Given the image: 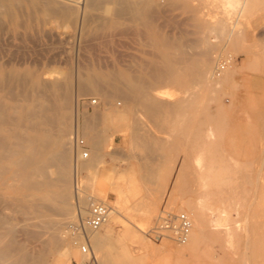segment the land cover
Segmentation results:
<instances>
[{"label": "rangeland", "instance_id": "obj_1", "mask_svg": "<svg viewBox=\"0 0 264 264\" xmlns=\"http://www.w3.org/2000/svg\"><path fill=\"white\" fill-rule=\"evenodd\" d=\"M5 2L7 3V0H5ZM10 2H12V4ZM21 2L22 6L19 5L20 2L18 3L14 0H9L7 5L4 3L6 6H9L10 11L12 10V8L15 10L12 11V20L8 15L4 14L5 7H3L4 9L0 7L2 10V12H0V17H3L2 22L6 23L5 26H3V23H0L3 28H5L3 30V33L5 35L3 33L0 34V36L2 35V37L0 38L3 39L2 43L5 45H3L4 55L6 54L4 56V60L5 62H7L9 59L13 58L14 54L19 58L20 61L17 68L19 69L22 78H25L24 80L28 79L25 82H27L28 84H26L29 86H35V79L36 81L42 82L44 84L49 81L48 84H51L52 81L54 82V79L55 81H58V79L59 81H62L64 78L68 77L69 91L71 95L73 94V96H71L72 99L70 105L72 107V109H70L71 122L69 120V126L71 127L74 126L76 113L79 114L80 119H85V117L88 116H85L84 113H86L87 115L90 113V118L100 112L107 113L118 110L120 108L125 109L124 106L126 107L125 101L122 98L121 100L119 97L118 99L113 97L112 99L104 102L101 101L102 99L94 93L88 94L89 96L87 94L80 95L78 93V89L80 87L79 84L82 83L85 78L89 77V75L92 78L95 76L94 78L102 81V86L105 85V87L103 88H106L107 90L111 89L109 84L112 85L113 82H115V80L113 79H117V82L119 80V86L124 82V85H126H121L122 89L124 90H126V86L128 88L130 87V90L132 91H139V88L140 90H144V87L147 88L146 84L151 79L150 75H152L156 71V69L154 68L155 62L159 61L158 64H162L161 62L163 61V52L167 51L169 54H173L172 57L175 56V58L177 56H181L180 58L177 57L178 59L176 58V60L178 61H181V59H183L182 62H178L180 65L178 64L177 66V61L174 60L175 58L173 60L176 63L175 68L177 67V70H184L187 69L186 63L188 61L197 60L199 55L203 52L210 53L214 50V52H217L216 50L218 49H214L215 44L218 42L220 44H223L225 42L224 38H221L219 36V39H216V35L212 33L211 30H209L215 26V23L218 20L220 21V19H222V16L220 14V5L222 3L218 0H152L147 6H145V9L138 8L140 11L144 10L142 12L143 14L145 13L143 17L139 16L141 18H137L135 17L136 15L134 16L133 14H124V16L119 18L120 16L116 14L117 8H115L116 5H113L114 3L102 2L97 4L95 7L88 8L86 17L83 19V21L82 19L77 18L78 20H70L72 23L69 20L65 22L64 20H61L59 17L53 14L47 15L45 14L46 11H41L40 13H35V15H32L34 16L32 17L33 20L29 19L28 16H18L19 11H26L25 13L28 14L30 13L29 11L33 9V4H31L32 2H30V0L29 2L27 0H21ZM245 4L246 5H243L242 7V12L243 10H245V12L241 14L242 16L239 18L238 24L235 28V33L233 34L236 40L243 42V46L245 48L242 52L231 53L235 61L232 63V67L234 66V69L232 68L231 76H233L230 77L226 83L222 84V89L220 88V90H218V94H215L217 96L214 102L208 101L207 106H202L204 99L200 101L198 99L196 100V98L193 97V94L195 92H199V88L197 86L193 85L186 92L185 88L164 83L163 85H155L152 87V89H150L148 86L147 91H149L151 95L157 96L158 90L166 89V91H168L172 95L168 98L158 99V101H160V103H162L163 105H168L167 126H164L163 128L158 127L155 118H153L149 114L147 108H145L146 104L141 100L139 101V99L138 101L136 100V102L129 105L130 113L128 121L121 122L120 124H110L109 122L103 120H100V122L97 121L96 130L100 131L102 135L104 134L103 137L105 139V143L102 144V148L100 150L103 153L102 154L100 152L101 156H103V161L98 163L97 166H99L100 169L105 173H108L112 177H114V185L125 192V195L121 197L120 210V214L125 219H137L142 213V209L144 208V206L147 205L155 209V218L153 217L151 224V227L153 228L158 214L165 208H172V210L178 211V203L188 202L189 200L195 202L198 200V197L201 198L202 195H204L206 199L207 195V198H209L208 196H210L211 199L209 198L207 199V202H203L205 200L203 197L201 201L203 205L205 204L209 207L212 204V207H210V209H208L209 207L207 208L206 206L208 210H211L218 201H221V199H224L223 202L221 201L218 203H220L222 206L227 207L229 201L225 198L233 196L235 198V204L237 205L236 207L238 217L242 220L243 225L247 226L245 227L248 230L246 234H237L240 237L235 234L234 236H232L233 238L231 237L232 240H226V238L223 240L221 238L219 241H213L210 237H206L202 240V242H200L199 248L198 250H196V252L193 251L192 253L186 254L185 256H175L169 254L161 245V243L158 242L160 239H162V237L153 236V234L151 233L152 228L150 227L149 232L145 235L146 239L149 242L147 247L140 249L139 243H135L132 240H126V243L131 247L135 255L137 253L143 254L144 258L140 264H248V261L249 264H264V190L263 192L259 191L260 187L264 188V110L257 113L255 109L251 107V105H249L247 101L248 86L243 81V77L246 76H251L253 78H263V81L260 79V82L251 87L253 89H257L258 91L263 90L264 92V0H247ZM1 13H3V15ZM103 20H107L106 22L109 21L110 24H103L105 22H103ZM10 23L11 27L9 25ZM146 25H148L147 28L145 27ZM211 25H213V27ZM209 26H211L212 28ZM3 28H0V32ZM193 31L195 33H193ZM190 32H192L193 34ZM21 39H23L22 42ZM177 46H180V49ZM212 47L214 50L212 49ZM184 50L186 51L187 57L183 56L185 52ZM181 52L182 54L180 55ZM187 52L190 55L192 54L189 59V55L187 54ZM195 52L200 54L198 55ZM159 53V56L162 57L158 56ZM194 53L195 55H193ZM155 54H157V56ZM20 57H22L23 59ZM151 63L153 64L152 69H155V71L151 70L153 73L149 72ZM7 64L8 66L6 67V72L8 73L14 66L13 59L9 60ZM136 64H138L139 66H136ZM143 64L144 66H142ZM145 65H147V67ZM82 67L84 68L81 69ZM143 67H146V69H144ZM159 67L160 66H158V68ZM130 68L131 70L133 69V71L135 69L136 72L131 71ZM113 71H117V74L115 72V76H117V78H115ZM136 74L137 80L135 79V82L134 77ZM79 80H81V82H79ZM105 80L108 81L105 82ZM144 80H148V82L145 81V84ZM120 81L122 83H120ZM190 95H192L191 97L195 99H193L194 102H190V105L192 107L186 105L184 107H188L185 110L184 107L180 108L184 104V102L187 104L189 103V100L187 99H192L189 98ZM180 99H182L183 101ZM94 101H96V103H94ZM108 101H110L111 103ZM97 103L98 106H96ZM99 103H101V105ZM221 103L224 104L225 110L222 108L223 105L220 106ZM198 104H200V107L198 106ZM178 105L181 106L179 107ZM108 106L110 107V109ZM143 106L145 107L143 108ZM201 106L205 111L202 114L201 111H199L197 114V109H201ZM97 108L99 111L97 110ZM132 108L134 112L137 108H139V110L137 109L138 111L136 110L137 112L134 113L131 110ZM219 108H221L222 110ZM180 110H183V112ZM131 115L132 117L134 115L137 117L134 116L132 118ZM206 116L210 118L212 117V120L210 121L209 118L205 119ZM195 117L196 121L194 120L193 124V119H195ZM132 121L134 123L137 122V125L140 124L139 126H136L135 130L131 126L133 125ZM183 122L186 123V125L182 126V124H184ZM219 123L222 124L221 126L217 127L216 125H220ZM172 124L175 125L172 126ZM199 124H201L200 127ZM141 125L142 127H140ZM188 125V129H194L192 131V135H195L196 137L190 135L191 129L189 130V132L186 130V127ZM139 127L140 131L139 129L136 130ZM101 129L103 130V132L101 131ZM69 130L71 131V134L69 135V138L71 136V139H69V141H71V149H73V152L75 151L74 154L73 152L71 153V155L73 154L72 160H74V162L72 160L71 161L75 165L77 164V160L74 155L76 156V154H78L76 153V150L79 149L77 141H84V151H87L89 147L88 144H86L87 140L82 137L81 133H78L77 136L79 137L74 141V139L72 138L73 127ZM185 134L188 137L190 136V140L192 139V142L190 141L191 145L188 142L189 138L185 136ZM110 135L112 136L111 143L108 141V137H110ZM199 135L201 140L199 139ZM206 135H209L211 139H206L208 138ZM204 136L206 138H204ZM194 139L197 140L195 141L196 143L194 142ZM164 140H166L167 142H164ZM207 140H210V143L213 140L214 141L211 145H207ZM168 142L171 143L169 144ZM203 142L207 145L206 147L208 149V153L212 151V157L207 153L206 148L203 149ZM135 143H137L138 145ZM167 143L170 146H167ZM194 143L195 145H193ZM160 144L164 147L160 146ZM209 145L210 147L214 145V147H212V149L208 148ZM160 147L163 148L160 149ZM168 147L170 148L169 150L174 149L175 151H171L172 153L168 151L167 153L165 151V148L168 149ZM214 149H216L217 151H214ZM79 150H81V148ZM163 151L167 154H163ZM201 154L204 156V158ZM197 157L203 158L201 159L200 165L196 163ZM89 158L90 153L87 159ZM159 164L162 166H160ZM197 165L202 166L203 168L200 167L198 169ZM200 169V172H202L203 175H201L202 173L200 174ZM121 172H124L131 176L134 179V182L131 183L123 178H119V174ZM160 172L162 173V176ZM148 173H152V175L148 176ZM185 173H187L186 177ZM82 175L85 177H89L86 173H83ZM149 178H151V182H149ZM256 179L259 181H257ZM160 180L167 181V185L165 186L167 187V189L163 188L164 186H162L160 188L161 190L159 189L161 192H158L159 190L157 189L161 184L159 183ZM179 180H182V182L186 181V184L188 186H185V183H181L184 184L183 187V185L180 184L181 181L179 182ZM204 181H206V183H204ZM210 181H213V185ZM225 181L226 183L228 181V184H223V182ZM238 181H241L240 184ZM219 182H222L223 185L221 186V183ZM246 182H248L249 184L247 183L248 185L246 184L245 187ZM251 182L253 183V185ZM78 183L83 191L84 197L91 193L89 182H87V180L82 179L79 176ZM232 183L236 185V190L233 189L235 186ZM242 183L244 187L241 185ZM203 184L209 185L205 186L207 188L204 187L203 189ZM130 185L136 187L138 191L137 196L133 197L132 194L127 193V188ZM178 186H180V190L178 189ZM215 186L218 187L216 188ZM231 186L234 187L230 189ZM173 188L175 190H173ZM241 188H243V190ZM190 189L192 191H190ZM219 189L220 194L222 195L224 193V195H217L219 194ZM225 189L226 191H224ZM193 192L194 196L192 195ZM201 192H207V194H201ZM227 192L229 193L226 194ZM232 192H234L233 194L235 195H233ZM211 193L213 194L211 195ZM214 194L217 195V197L214 196ZM179 195L183 197H180ZM219 196L221 199L216 200L215 198H218ZM223 196L225 198H222ZM116 197L117 194L112 191L108 195V200H103V202H105L109 206H112V202L110 201H115ZM168 197H170V199ZM173 198L175 201L173 200ZM178 198L179 200L177 201L176 199ZM252 199L255 200L253 201ZM99 200L102 201V199ZM208 200H211V202H208ZM168 201L169 205L167 207ZM176 201L178 203H173ZM223 203L225 204L223 205ZM205 205L203 206L204 212L206 209ZM87 208L88 206L86 207V209ZM207 209L204 213L206 214V216L210 214V211H208ZM232 214H234V212ZM16 219L17 223L15 222V224L16 230L18 232L16 231L15 237L17 242L13 246V249H15L16 251H22L23 249V252L28 256H31L32 258L37 257L35 255H38L39 257L44 256L43 259H45V264H52L53 249H51L49 244L47 243L49 240L48 229H41L40 226L43 227V223L41 221L37 222L36 218L35 228L32 229L28 228V222L25 221L24 216H22L21 214H16ZM20 219L22 220V222ZM23 222L26 223L24 224ZM22 223L24 224V227L20 225ZM18 224L20 226H18ZM21 228H23V231ZM37 228L40 230V232ZM124 228L125 224L123 220L119 219V222H117L113 227V235L122 233ZM24 229L28 235L24 232ZM30 230L34 231L31 232ZM151 234L154 238L151 236ZM29 235H31V237ZM40 235H43L44 239ZM245 235L248 237H246ZM32 237H34L35 239H33ZM38 238L39 240L46 241V247L44 241H39ZM26 239H29V241H26ZM229 240L231 241L229 242ZM31 243L34 245H32ZM252 245L254 247H252ZM17 246H19V248ZM249 246H251V249ZM39 247H41L40 250ZM43 247L47 251L46 253H44V250H42ZM247 247H249L248 250ZM214 249L219 250V259H214ZM35 251L37 252L36 254ZM48 252L51 254L49 255ZM43 253L45 255H43ZM70 264H76L75 258L70 259ZM114 264L118 263L116 262Z\"/></svg>", "mask_w": 264, "mask_h": 264}, {"label": "bare ground", "instance_id": "obj_2", "mask_svg": "<svg viewBox=\"0 0 264 264\" xmlns=\"http://www.w3.org/2000/svg\"><path fill=\"white\" fill-rule=\"evenodd\" d=\"M8 1L9 0H7V3H8ZM14 1H17L18 3L20 2L19 5L22 6L21 0H14ZM27 1L29 2V0H27ZM36 1L37 0H30V2H32L31 4H33L32 5L33 9H31L29 11L30 13L27 14V13H25L26 11L25 12L19 11V13H18L19 15L18 14L17 15L18 16L21 15V17L22 16H24V17L28 16L29 19H32V17H34L32 15H35V13H40L41 11L42 12L46 11L47 13L45 12V14L56 15L57 17H59L61 20H64L65 22H67L68 20L69 21L75 20L77 18H80L83 21V19L86 17V13H87L88 8L95 7L97 4L102 3V2H104V3L108 2V3H114L113 5L117 6V7L115 6V8H117L116 14L118 16H120L119 18L124 16V14L125 15L133 14L134 16L136 15L135 17L138 18L139 16L143 17L145 14V13L144 14L142 13L144 10L140 11L138 8H142V9L144 8L145 9V6H147L152 0H137V1H133V0H42L41 1L40 0L37 2ZM218 1H220L222 3L220 5V8H221L220 14L222 16L221 17L222 19H220V21L218 20L215 23L214 27H213V25H211L213 28L211 26H209L212 28L209 30H211L212 33H214L216 35V37H215L216 39H219V37H221V38H224V41H225L223 44H220L219 42L215 44L214 49H218V50H216L217 52H214L215 50L213 49V47H212V49L214 51L210 52V53L203 52L201 54L199 53L200 54L199 55L198 53L195 52L196 54L199 55L198 59L196 58L197 60H195V61H188L186 63L187 69H184V70H177V67L175 68V64L177 63V66H178V64L180 62H182L183 59H181V61H178V60H176V58L178 56L176 58H175V56L172 57L173 54H169L167 51L162 53L163 57L159 56L160 55V53H159L158 56L163 58L162 59L163 61L161 62L162 64L161 65H160V63L158 64L159 61H156V60H155L156 62L154 61L156 64V65L154 64V66H155L154 68L156 69V71H155V69L154 70L152 69L153 68V66H152L153 61L150 64L151 68L149 69V72L150 73L152 71H155V72L154 73L152 72L153 76L150 75V73H149L150 78H151L149 82H148V80H144V83H145V81L149 83V84L145 83L147 85V88L149 86V88L152 89V87L155 85L157 86V85H161V84L163 85L164 83H167V84H172L174 86H178L181 88H185L186 92H187V90L194 85V86H197L199 88V92L198 93L195 92L194 94L192 93L193 97L196 98V100L198 99L200 101L202 99H204L202 106H204V105L207 106L208 101L214 102L216 100L217 95H215V94H218V92H219L218 90H220L222 84L226 83L229 80V78L233 76V75L231 76L232 68L234 67V66L232 67V63L235 61H234V57L231 55V53L242 52L245 48L243 46V42L236 40L235 37L233 36V34L235 33V30H236L235 28H236V25L238 24V20L242 16L241 14H243V12H245V10H243V12H242V7H243V5H246L245 3L247 0H218ZM4 3L7 5L5 0H0V7L2 9H4L3 7H5L4 14L8 15L9 18L12 20V17H13L12 11L14 9L12 8V10L10 11L9 6H6ZM10 3L12 4V2H10ZM1 8H0V10H1ZM29 8H31V7H29ZM17 9H19V8H17ZM0 12H2V10ZM1 14L3 15V13H1ZM141 14H143V15H141ZM2 18H1L0 23L1 24L3 23V26H5L6 23L2 22ZM139 18H141V17H139ZM106 21L107 20H103V22H104L103 24H105V25H106V23L110 24L109 21L108 22H106ZM75 22H78V21H75ZM1 24H0V28H3V26ZM116 24H118V23H116ZM9 25L11 27V23ZM19 25H20V21H19ZM147 26L148 25H146L145 27L147 28ZM16 27H17V25H16ZM20 28H22V27H20ZM4 29L5 28L2 29L0 34H2L4 32L3 31ZM190 33H192V32H190ZM193 33H195V32L193 31ZM182 34H184V33H182ZM16 35H17V33H16ZM0 37H2V35ZM181 37H183V36H181ZM22 40L23 39H21V42H22ZM216 41H218V40H216ZM2 42H3V39L0 38V264H45V259H43L44 258L43 255H45L44 253H46L47 251L44 249V247L42 249V250H44V253L42 255L43 257H39L38 255H35L37 257H34V258H32L31 256H28L26 253H24L22 248H20V249H22V251L21 250L16 251L15 249H13V246L17 242L16 237H15V233L17 231L15 222L17 220L16 214H18V213L21 214L22 216H24L25 221L28 222V228H31V229L35 228V218H36L37 222L41 221L43 223V227L40 226L41 229L42 228L48 229L49 240L47 243L49 244L50 248L53 249V254H52L53 255V262H52V264H70L71 258H75V261L77 264H82L84 258H83V256H81L79 251L75 247H73L71 240L65 234V228L68 224L76 222V220L83 218L87 214L86 207L89 204V199H91V198L96 199V200L102 199V201L103 200L106 201V200H108L109 193L112 191H114L117 194V197H116L115 201H113V200L110 201V202H112V206H110V213L108 216V220L98 231L88 233L89 245L95 254V257L97 259V264H114L116 262L118 264H140L144 258L143 254L137 253L135 255L133 250L131 249V247L126 243V240H132L135 243H139L140 249L147 247L149 242L146 239L145 235L149 232V229L151 227L152 219L155 216V209L146 205L142 209V213L140 214V216L137 219H132V220L125 219L120 214L121 197L125 195V192L122 191L121 189L117 188L114 185V179H115L114 177H112L108 173H105L103 170L100 169L99 166H97L98 163L103 161V156H101V154H100V152L102 153V151H100V150L102 148L101 147L102 144L105 143V139L103 137L104 134L102 135V133L100 131L96 130V125H97V121L100 122V120L109 122L110 124H120L121 122L128 121L129 120V113H130L129 105L131 103L136 102V100L138 101V99H139V101L141 100L143 103L146 104L145 105L146 107L143 106V108L144 107L147 108L149 114L153 118H155L157 126L160 128H163L164 126H167V124H168V119H167V113H168L167 107H168V105L167 106L163 105L162 103H160V101H158V99L168 98L169 96H172V95L168 91H166V89L165 90H158L157 96L151 95V93L149 91H147L146 87H144V90H140V88H139V91H132V90H130V87L128 88L126 86V90H124V89H122V86H121V85H124V82H123V84H121L119 86L118 85L119 80L117 82L116 81L117 79H113V80H115V82H113L112 85L109 84L111 89L107 90L106 88H103V87H105V85L102 86V81H99L96 78H94L95 76L93 78L90 77V75L87 78L84 77L85 79L82 81V83L79 84L80 87L78 89V93L80 95H83V94L88 95L90 93H94L95 95L99 96L102 99V100L100 99L101 101H104V102L109 100V99H112L113 97L117 98V99L119 97L120 99L122 98L125 101L126 107L124 106L125 109L120 108L122 110L118 109V110H114V111L107 112V113L100 112V113L95 114V116L90 117V118H89V115L91 116L90 113L88 115L86 113H84L85 116H88V117H85V119H80L79 114L76 113L74 126H72L73 127V132H72L73 137L72 138L75 141L79 137V136H77L78 133H81L82 137L87 140L86 144H88V147H89L87 150V153H88L87 158L89 157V153H90V158L89 159L83 158V152L81 150H79L80 149L79 148L76 150V153H78V154L75 153L76 156L74 155V157H76V160H77V164L74 165L73 164L74 160H72L73 159L72 155L74 154L75 151L74 152L72 151L73 149H71V143H70L71 141H69V139H71V136L69 138V135L71 134V131L69 129L72 128L71 126H69V120L71 122V119H70V111L71 110L70 109H72V107L70 105H71V99H72L71 96H73V94L71 95L70 91H69V79H68V77L64 78L62 81H59V79H58V81H55V79H54V82L52 81L51 84H48L49 81L46 84H44L42 82L36 81V79H35V86L27 85L28 83L25 81H27L28 79L26 78L27 80H24L25 78L24 79L22 78L20 71L17 68L20 60L15 54L13 55V58H12L14 61V66L8 73L6 72V67L8 66L7 63L9 60H12V59H9L7 62H5L4 56L6 54L4 55V47H3L4 44ZM158 43H155V44H158ZM164 43H165V41H164ZM164 43H163V45H164ZM205 43H206V41H205ZM152 45H154V44H152ZM177 47L179 48L180 46H177ZM158 49H159V47H158ZM165 50H167V49H165ZM202 51H203V49H202ZM206 51H207V48H206ZM195 53L193 55H195ZM181 54H182V52L180 53V55ZM187 54H188V52H187ZM155 55L157 56V54H155ZM188 55H189V57H188V59H189L192 54L191 55L188 54ZM183 56L187 57L186 51L184 52ZM180 57H178V58H180ZM223 57H230V62H229V64H227L225 69L219 75H216L215 69L219 65V63ZM20 58H22V57H20ZM159 59H161V58H159ZM173 59L176 60L177 62L175 63V61ZM213 63H214V66H213ZM157 64H158V66H160L159 68H158ZM147 65H145V66L147 67ZM136 66H139V65L136 64ZM142 66H144V64ZM146 67H143V68L146 69ZM83 68L84 67H82L81 69H83ZM130 70H131V68H130ZM131 71H133V69ZM134 71H135V69H134ZM113 72H114V76H115V72L117 74V71H113ZM81 75H83V74H81ZM107 75H108V73H107ZM112 76H113V74H112ZM136 76H137V74L134 77V81L136 79ZM115 78H117V76H115ZM111 79H112V77H111ZM81 80H79V82H81ZM100 80H102V79H100ZM107 81L105 80V82H107ZM120 83H122V82L120 81ZM48 93H49V95H48ZM191 96L192 95H190L189 98H192V99H187V100H189L188 104L184 102L185 105L183 104L182 106L181 105H178V106L179 107L181 106L180 108H182L186 105H189V107H192L190 105V102H194L193 101L194 98ZM180 100H182V99H180ZM108 102H110V101H108ZM204 102H205V104H204ZM94 103H96V101H94ZM137 103H136V106H137ZM99 104L101 105V103H99ZM176 104H177V101H176ZM102 105H103V103H102ZM222 105H223L222 108L224 109V104L221 103L220 106H222ZM96 106H98V103ZM198 106L200 107V104H198ZM202 106H201V109L199 107H197V108H199V110L197 109V114L199 111H201V114L204 113L205 110L203 109ZM138 107H139V104H138ZM187 107H184V110ZM109 109H110V107H109ZM137 109L139 110V108H137ZM137 109H135V112L138 111ZM219 109H221V108H219ZM97 110H98V108H97ZM131 110L133 111V108ZM180 111L183 112V110H180ZM182 112H180V113H182ZM209 112H208V114H209ZM96 113H97V111H96ZM184 113H186V112H184ZM214 114H215V112H214ZM223 114H224V111H223ZM131 117H132V115H131ZM135 117H137V116H135ZM207 118H209L210 121L212 120V117L210 118V117L206 116L205 119H207ZM147 119H149V118H147ZM176 120H175V122H176ZM194 120L196 121V117H195V119H193V124H194ZM189 121H190V119H189ZM187 122H188V120H187ZM136 123L133 122V125H131L134 130H135L136 126L140 125V124L137 125ZM221 124L216 125V126L217 127L221 126ZM174 125L175 124H172V126H174ZM183 125H186V123L182 124V126ZM98 126H99V124H98ZM200 126H201V124H199V127ZM140 127H142V125ZM140 127L137 128L136 130L139 129V131H140ZM188 127H189V125L186 127L187 128L186 130L189 132V130L191 129L190 135L193 136L192 131L194 129L193 130H192V128L188 129ZM176 128H177V126H176ZM98 129H99V127H98ZM178 129H179V127H178ZM101 131L103 132L102 129H101ZM145 132H147V131H145ZM206 134H207V132H206ZM209 135L208 136L206 135L208 138H206L205 136H204V138L211 139L210 138L211 135L210 136ZM185 136H187V135L185 134ZM108 138H109L108 141L111 143L112 142V136L110 135V137H108ZM188 138H189L188 142L190 144V141L192 139L190 140V136ZM199 139H200V135H199ZM161 140H163V139H161ZM165 141L166 140H164V142ZM195 141H197V140L194 139V142ZM209 141L210 140H207V142H206L207 145L208 144L211 145L214 140L211 143ZM73 143H75V142H73ZM168 143H167V146H170V145H168ZM195 143L193 145H195ZM206 143L203 142L204 145L203 144L202 145L204 146L203 149L206 148L207 153H208ZM135 144H137V143H135ZM186 145H188V144H186ZM196 145H198V144H196ZM210 145L208 148L212 149V147H214V145H212V147H210ZM160 146H163V145L160 144ZM163 147H160V149H162ZM179 148H180V146H179ZM184 148H186V147H184ZM169 149H170L169 147H168V149L165 148V151L168 153V151L171 152L174 150V149H172V150H169ZM182 149H183V147H182ZM206 150H204V151H206ZM215 150L216 149H214V151ZM72 152H73V154L71 155ZM178 152H180V151H178ZM183 152H184V150H183ZM209 152H210V149H209ZM167 153H164V151H163V154L166 155ZM211 153H212V151L208 154L211 156ZM214 154H215V152H214ZM198 155H200V154H198ZM203 158H204V156H203ZM203 158L197 157L196 163L198 165H200L201 159H203ZM194 163H195V161H194ZM198 165H197L198 169L200 167H202V166H198ZM160 166H162V165H160ZM128 168H126V169H128ZM137 168H139V167H137ZM201 169L199 170V172L201 171ZM187 170H188V167H187ZM107 171H108V169H107ZM152 172H153V170H152ZM83 173H86L89 177L83 176L82 175ZM201 173L202 172H200V174ZM117 174H119V173H117ZM186 174L187 173H185V177H186ZM151 175H152V173H148V176H151ZM201 175H203V173ZM201 175H200V177H201ZM79 176L82 179H85V180H87V182H89L91 193H89V195H87L85 197L83 196V191H82V189L78 183V177ZM161 176H162V173H161ZM119 178H123V179H125L131 183L134 182V179L124 172H121L119 174ZM150 179L151 178H149V182H151ZM248 180H249V178H248ZM164 181H161V180L159 181V183H161L160 184L161 186L159 185V188L157 190H159L162 186H164L163 188L167 189V187H165L167 185V181H165L166 183ZM257 181H259V180H257ZM179 182H180V184L181 183H185V184L187 183L186 181L182 182V180H179ZM179 182H178V184H179ZM240 182H239V184H240ZM163 183H164V185H163ZM176 183H177V181H176ZM204 183H206V181H204ZM212 183H213V181L211 182V184ZM219 183H221V186H222L223 184H228V181H227V183H226V181L223 182V184H222V182H219ZM247 183L248 182L245 183V187H246ZM174 184H175V182H174ZM181 185H183V187H184V184H181ZM203 185H202V188L204 189V187L208 186L209 184H206L204 186ZM216 185H217V183H216ZM241 185L243 186V183ZM252 185H253V183H252ZM180 186H178L179 190H180V188H179ZM185 186H188V185L186 184ZM218 186H215V187L217 188ZM234 186H231L230 189H232V187H234L233 189H235L236 185H234ZM205 188H207V187H205ZM178 189H176V190H178ZM241 189L243 190V188H241ZM160 190L158 192H161ZM173 190H175V189L173 188ZM188 190H189V188H188ZM263 190H264V188L260 187L259 191L263 192ZM190 191H192V190L190 189ZM224 191H226V189ZM227 191H228V189H227ZM218 192H219V194H217V192H216V194L221 195L220 189ZM127 193L132 194L133 197L138 195V191H137L136 187L132 186V185L128 186ZM162 193H163V191H162ZM187 193H189V192H187ZM205 193L207 194V192H205ZM205 193L201 192V194H205ZM213 193H211V195ZM228 193L229 192H227L226 194H228ZM233 193L234 192H232V194ZM177 194H178V191H177ZM164 195H165V193H164ZM181 195H182V193H181ZM192 195L194 196V192L192 193ZM217 195L214 194V196H216V197H217ZM222 195H224V193ZM233 195H235V194H233ZM214 196H211V197H214ZM180 197H183V196H180ZM186 197H188V196H186ZM203 197L205 199V196L202 195V197L201 198L198 197V200L195 202H192L189 200L188 202L178 203L177 201L179 200V198L176 199L177 200L176 202H173V203H178L177 204L178 211L185 212L189 215V217L191 218V221H192V229H191L189 239L184 245H177L174 242H173L174 243V245H173L172 241L167 239V238H162L158 241L159 243H161V245L166 249V251L169 254L175 255V256H185L186 254L192 253L193 251L196 252V250H198V248H199L200 242H202V240L205 239L206 237H210L213 241H219L221 238L223 240L226 238V240H227V239H231V237L234 236L235 234L241 235V234H246V232H248V230L245 228L247 226H244L242 223V220L238 217V212H237V207H236L237 205L235 204V201H234L235 198L233 196H229L226 198L224 196L222 197V198H225L226 200L228 199L229 202H228V204L226 203L227 207L222 206L220 203H218L221 201L223 202V200H224V199L222 200L220 198V196L218 198H215V199L216 200L221 199V201H218L217 204H215V202H214L215 206L211 210H208V209H210V207H212V204L210 205V207L204 204L205 208H206V206H207V208L209 207L208 209L206 208L208 211H210V214L207 216H206V214H204L206 212V209H205V212L203 211L204 205L202 204V201H201V199ZM208 197L210 198V196H208ZM168 198L170 199V197H168ZM209 198H207V195H206V199L203 202H205V201L207 202V199H209ZM181 199H183V198H181ZM173 200H174V198H173ZM208 202H211V200L210 201L208 200ZM224 204L225 203H223V205ZM168 205H169V201L167 203V207H168ZM169 209H172V208H169ZM233 212H234V214H232ZM119 219L123 220V222L125 224V228L122 231V233H120L118 235H113V227L117 222H119ZM21 222H22V220H21ZM21 222H19V223H21ZM23 223L25 224L26 222H23ZM23 223L20 225L23 226L24 225ZM20 225L18 224V226H20ZM21 229L23 231V228H21ZM26 231H28V230H26ZM32 231H34V230H32ZM38 231L40 232L39 229H38ZM24 232H25V229H24ZM25 233L27 234V232H25ZM43 235H40V236L43 237ZM29 236L31 237V235H29ZM151 236H152V234H151ZM238 237H240V236H238ZM246 237H248V236H246ZM32 238L35 239L34 237H32ZM235 238H236V236H235ZM43 239H44V237H43ZM38 240H39V238H38ZM231 240H229V242ZM20 241H22V240H20ZM26 241H29V239L28 240L26 239ZM39 241H42V240H39ZM248 242H249V239H248ZM28 243H30V242H28ZM44 243H45V247H46V241H44ZM17 244H19V243H17ZM32 245H34V244H32ZM253 245H252V247H254ZM17 247L19 248V246H17ZM249 247L251 249V246H249ZM249 247H247V250ZM40 249H41V247H39V250ZM29 250H31V249H29ZM27 253H28V251H27ZM36 253L37 252L35 251V254ZM48 254L50 255L51 253L48 252ZM46 256H47V254H46ZM263 256H264V254H263ZM48 257H50V256H48ZM213 257H214V259H219V257H220L219 250H217V249L213 250ZM46 259H48V258H46ZM244 261H245V259H244ZM247 261H248V259H247ZM247 263L249 264V261Z\"/></svg>", "mask_w": 264, "mask_h": 264}, {"label": "built area", "instance_id": "obj_3", "mask_svg": "<svg viewBox=\"0 0 264 264\" xmlns=\"http://www.w3.org/2000/svg\"><path fill=\"white\" fill-rule=\"evenodd\" d=\"M229 62L230 57H223L215 69L216 75H219ZM77 143L83 152V158H87L88 153L83 149V140H79ZM109 213L110 206L108 204L91 198L87 214L66 226L65 234L71 240L73 247L84 258L82 264H97L95 254L89 245L88 233L98 231L107 222ZM191 229L192 221L187 213L164 209L158 214L151 233L154 236L167 238L177 245H184L189 239Z\"/></svg>", "mask_w": 264, "mask_h": 264}, {"label": "crops", "instance_id": "obj_4", "mask_svg": "<svg viewBox=\"0 0 264 264\" xmlns=\"http://www.w3.org/2000/svg\"><path fill=\"white\" fill-rule=\"evenodd\" d=\"M263 81V78H253L251 76L243 77V81L248 86L247 90V101L251 107L255 109L257 113L264 110V92L253 89L251 86L256 85V83Z\"/></svg>", "mask_w": 264, "mask_h": 264}]
</instances>
